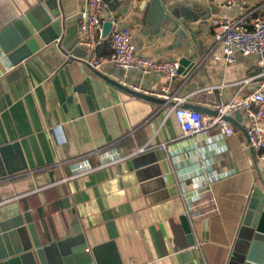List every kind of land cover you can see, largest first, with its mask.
I'll return each mask as SVG.
<instances>
[{
	"label": "crops",
	"instance_id": "obj_1",
	"mask_svg": "<svg viewBox=\"0 0 264 264\" xmlns=\"http://www.w3.org/2000/svg\"><path fill=\"white\" fill-rule=\"evenodd\" d=\"M141 1L127 0L124 10H109L103 18L128 26L144 56L181 59L195 53L196 67L189 75L167 79L112 63L92 69L77 45V15L87 0H0V30L39 3L64 22L60 40L44 44L37 38L39 49L20 63L13 65L0 54V147L18 144L19 152L6 158L8 169L26 165L0 175V205L16 203L28 212L43 244L72 235L79 226L90 245L113 241L121 264H179L175 255L185 249L195 264H227L249 193L253 187L264 192V166L256 164L242 136L224 141L221 151L216 148L220 139H202L198 148L213 158V168L230 173L197 193L191 178H181L202 161L193 139L182 134L159 99L140 97L122 83L146 91L168 86L186 97L185 106L213 113L218 92L207 88L223 83L224 98L246 93L251 88L240 82L259 65L256 54L238 51L235 62L227 64L208 20L231 15L249 26L264 18V0H247L244 10L224 9L216 0H173L195 13L181 34L149 27ZM110 52L104 40L96 55ZM108 149L125 158L102 167L101 153ZM80 158L94 170L73 177ZM181 215L187 217L193 247Z\"/></svg>",
	"mask_w": 264,
	"mask_h": 264
},
{
	"label": "built area",
	"instance_id": "obj_2",
	"mask_svg": "<svg viewBox=\"0 0 264 264\" xmlns=\"http://www.w3.org/2000/svg\"><path fill=\"white\" fill-rule=\"evenodd\" d=\"M216 1H219L224 9L237 7L244 10L247 3V0ZM104 12L109 13L108 4L104 0H87L86 6L77 15V45L85 50L88 58L83 61L92 69L98 70L103 63H112L124 70L143 74L157 73L167 79L177 75L180 66L178 58L155 59L144 56L133 43L129 27L112 19H104ZM105 21H111V28L104 37L102 30ZM208 23L221 43L227 64L235 62L236 51L242 55H257L259 69L240 82L241 87H250V91L224 98L223 83L208 87L207 91L210 93L217 89L218 98L213 105L214 112L206 114L185 106L186 97L171 93L168 86L146 91L126 83L122 84L136 92L162 100L161 106L165 108L167 115H172L182 134L193 139L191 146L194 148L199 147L202 139H220L216 148L221 151L225 149L224 141L242 136L245 138L247 151L251 154L252 150L256 164L264 166V18L253 19L249 26L244 25L242 19L231 15L211 17ZM104 40L110 45L111 52L107 57H99L96 50ZM236 113L240 114L238 122H235ZM198 154L202 161L195 162L189 171L181 175L182 179L188 176L193 180L192 184L197 193L205 183L230 173L223 169L216 171L213 168V158L207 156L202 149H199ZM124 158L120 151L105 150L101 153V166L115 164ZM93 170L85 158H80L74 164L72 176L84 175ZM182 185L183 190L188 192L184 181ZM197 195L195 192L194 198L197 199Z\"/></svg>",
	"mask_w": 264,
	"mask_h": 264
},
{
	"label": "water",
	"instance_id": "obj_3",
	"mask_svg": "<svg viewBox=\"0 0 264 264\" xmlns=\"http://www.w3.org/2000/svg\"><path fill=\"white\" fill-rule=\"evenodd\" d=\"M104 1L112 12L124 10L127 6V0ZM139 9L142 11V20L156 32L167 30L177 34L183 33V28H187L186 20L193 18L195 14L177 6L173 0H142ZM63 24V19L55 11L47 13L39 3L0 30V54H5L9 62L16 65L39 49L37 38L44 44L60 40ZM110 28L111 21H105L102 30L104 37ZM196 59L198 56L195 53L179 59L177 74L189 75L196 67ZM184 66L188 68L183 71ZM139 96L151 98L142 93ZM189 108L201 112L197 108ZM235 118L240 119V114L236 113ZM234 124L240 127L235 122ZM15 150L19 152L17 143L0 147V175L26 168L25 164L15 169L7 168L6 158H10L13 152L15 154ZM252 153L251 150V156L255 160ZM2 164L6 168L4 172ZM248 198L242 226L227 264H264V192L253 187ZM179 218L188 246L193 247L196 244L187 217L181 215ZM175 258L179 264H195L189 249L177 252ZM108 263L121 264L113 241L90 245L77 226L73 228L72 235L43 244L28 212H21L16 203L0 205V264Z\"/></svg>",
	"mask_w": 264,
	"mask_h": 264
}]
</instances>
